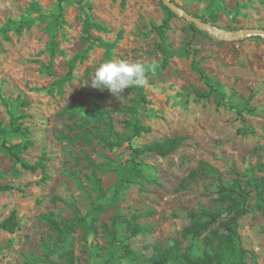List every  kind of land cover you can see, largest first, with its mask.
<instances>
[{
    "label": "rangeland",
    "instance_id": "rangeland-1",
    "mask_svg": "<svg viewBox=\"0 0 264 264\" xmlns=\"http://www.w3.org/2000/svg\"><path fill=\"white\" fill-rule=\"evenodd\" d=\"M170 1L215 32H264V0ZM57 7L56 0H0V128L9 131L13 115L21 128L28 129L26 137L0 135V183L17 188L0 192V222L15 212L19 224L13 234L0 230V264H65L66 252L72 253L74 264H146L154 246L165 248L174 241L182 248L190 246L192 242L181 237L190 212L204 207L224 218L223 209L214 204L219 182L187 179L200 161L218 169L226 185L234 172L245 176L252 169L255 176H264V168L256 169V165L264 166V34L223 40L194 25L199 30L194 36L182 16L172 18L164 42L168 64L146 77L147 104L139 105L131 88L117 97L93 88L90 81L96 68L113 58L140 62L145 68L162 65L153 26L167 16L163 1L64 0L55 25L50 15ZM87 19L105 31L90 26L87 40ZM8 20H25L28 26L19 33L9 31L5 40L2 29ZM53 35L57 53L51 58L48 45ZM72 61V77L66 79ZM193 62L218 84V93L208 95ZM196 91L207 97H197ZM249 95L256 112L243 118L253 133L242 130L240 117L228 107ZM93 103L120 110L112 115L118 132H127L125 122L131 118L149 126L151 132L111 151L96 142L89 147L60 142L58 133L72 124L68 114L61 115L63 108L89 109ZM170 137L183 140L169 156L136 157L149 167L145 174L153 182L136 179L116 195L119 180L129 177L125 166L135 158L134 150ZM27 142L30 145L23 150ZM10 146H19L16 150L25 162L44 167L34 173L23 170L8 155L5 148ZM86 154L97 166L94 173L101 180L102 198L86 181L93 170L84 160L75 164L76 158ZM73 170L78 180L70 175ZM66 203L74 204L82 215L98 205L103 211L96 216L95 232L79 228L57 244L41 216L52 213L55 219H69L72 210ZM146 212L150 216L137 223L149 227L148 232L130 236L127 223L121 222L117 240L111 244L102 231L114 215L129 220L132 214ZM94 216L95 212L88 221ZM239 235L250 256L247 264H264V215L255 211L242 217Z\"/></svg>",
    "mask_w": 264,
    "mask_h": 264
},
{
    "label": "trees",
    "instance_id": "trees-1",
    "mask_svg": "<svg viewBox=\"0 0 264 264\" xmlns=\"http://www.w3.org/2000/svg\"><path fill=\"white\" fill-rule=\"evenodd\" d=\"M58 7L57 12L50 15L55 25H58V20L62 15L61 4L64 0H56ZM167 16L163 19L162 23L158 26H153V30L157 33L160 40L159 49L163 54V62L158 68L146 67V77L157 69L163 70L169 59V52L164 46L165 33L170 28V21L172 18L178 17L177 14L165 7ZM27 21L20 22L8 20L2 29V35L5 40H8V32L16 31L21 32L27 27ZM92 26L97 31H105L100 24L96 22H90L88 19L84 22V32L87 34V40L91 38L88 28ZM190 31L196 36L199 32L193 24H189ZM97 41L101 44V40L97 38ZM103 45V44H102ZM48 52L51 58H53L56 51L55 36L51 37L48 45ZM194 70L199 76L200 80L208 87V95L212 93H218V84L210 79L203 69L194 66ZM74 69V61L69 63V69L66 74V79H71ZM135 90V96L138 99L139 105L147 104L146 96L143 92V87H130ZM197 97H207V94H201L195 92ZM1 96V93H0ZM221 97L222 94H221ZM253 95H249L248 98L240 104H230L228 107L236 112L240 117L243 126V131L247 133H253L254 130L245 125L243 118L244 114L252 115L256 112V107L251 104ZM28 105V102H24ZM221 104L218 102V105ZM120 110L106 109L97 104H91L89 109H83L80 107L73 108L69 105L65 106L61 115L68 114L72 120V124L66 126L65 132L58 133V140L65 142L69 146L80 144L83 147H89L93 142L102 146L107 150H114L121 148L125 144H130L132 140L140 138L143 134H149L151 128L143 123L137 121L135 118H131L125 122V128L127 132H118L113 124L112 115ZM135 111V110H134ZM10 130L0 128V135L7 133L20 134L22 136L28 135L27 128H21L18 124V118L13 115L9 119ZM69 133H72L71 135ZM181 137H170L160 141H154L149 144L143 145L141 148L135 149V158L131 160L125 167L128 171L129 177L121 178L119 183L114 189V193L119 194L123 188L128 184H133L136 179H140L146 182H153V179L145 174V171L149 169L147 165L138 161L137 158L143 154H153L159 157H167L172 154L181 144ZM30 144L24 143L22 149L25 150ZM19 146L6 147V151L11 159L15 163L19 164L25 171L31 173L36 172L39 168L44 167L41 164H29L25 162L19 152L16 150ZM137 157V158H136ZM84 160L86 167L91 168L93 171L86 177V181L92 192L97 197H104V192L101 186V180L98 178L94 170L97 166L86 154L83 158H76L75 164ZM263 164L256 165V169L259 172L263 171ZM234 177L229 184L221 182V174L215 167H212L206 162L200 161L196 169L191 170L188 175V181L193 182L197 178L202 179H215L219 182L217 191L215 192L216 198L214 204L223 209L222 213L224 218H220V214L212 212L208 208L199 207L196 211H192L188 214L189 223L181 230V237L186 240H190L192 244L188 247L182 248L179 241H174L172 245H168L165 248L160 246H154L153 252L150 257L146 259V264H247L250 258L249 253L243 248L241 237L239 235V220L245 217L247 214L255 211L261 212L264 215V176H255L252 169L247 170V175L242 176L238 172H234ZM70 175L78 180V172L73 170ZM83 188L81 185H79ZM17 190L12 185L1 184L0 192H10ZM254 200L255 204L252 205L251 201ZM71 208L72 216L67 220L55 219L52 213L41 216V219L47 224L50 231L55 234L56 242L62 243L67 237L73 234L77 229L82 228L85 231H96V216L99 215L103 209L98 205L93 207L86 215H82L79 209L71 203H66ZM95 212V216L88 221V216ZM150 213L144 214H132L129 220H125L120 215H114L110 219L108 225H102V231L108 235L109 242L114 244L117 240V225L121 222H126V230L130 236H137L148 232L150 230L147 226H142L137 223V220L141 217H149ZM18 221L16 213L11 212L2 222H0V230L9 234H13L18 228ZM199 242L201 245H199ZM127 249V248H124ZM48 246H44L45 259L48 257ZM65 264H74V258L71 252L65 253ZM255 263V262H254Z\"/></svg>",
    "mask_w": 264,
    "mask_h": 264
},
{
    "label": "clouds",
    "instance_id": "clouds-1",
    "mask_svg": "<svg viewBox=\"0 0 264 264\" xmlns=\"http://www.w3.org/2000/svg\"><path fill=\"white\" fill-rule=\"evenodd\" d=\"M147 83L146 68L140 62L130 63L127 60L113 58L96 68L90 84L95 89L108 90L119 97L125 89L143 87Z\"/></svg>",
    "mask_w": 264,
    "mask_h": 264
},
{
    "label": "water",
    "instance_id": "water-1",
    "mask_svg": "<svg viewBox=\"0 0 264 264\" xmlns=\"http://www.w3.org/2000/svg\"><path fill=\"white\" fill-rule=\"evenodd\" d=\"M163 4L172 12L177 14L178 16H182L188 23L195 25L199 29L209 31L213 35L223 39V40H234L239 39L241 37H245L247 34L256 33V34H264L261 30L255 29H241L233 33H222V32H215L208 28L204 23L196 19L193 15L189 14L188 12L182 11L177 5L173 4L170 0H162Z\"/></svg>",
    "mask_w": 264,
    "mask_h": 264
}]
</instances>
